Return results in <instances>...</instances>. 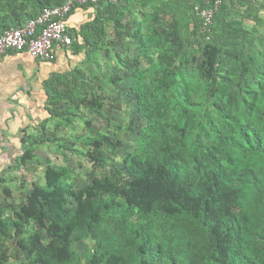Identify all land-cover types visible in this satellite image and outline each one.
<instances>
[{
	"label": "trees",
	"instance_id": "1",
	"mask_svg": "<svg viewBox=\"0 0 264 264\" xmlns=\"http://www.w3.org/2000/svg\"><path fill=\"white\" fill-rule=\"evenodd\" d=\"M185 1L199 23L198 69L207 85L197 86L199 95L192 96L189 84H179L182 63L174 60L156 71L151 84L144 81L139 60L137 67L128 66L144 124L134 148L123 156V166L104 181L96 179L76 203L60 172L48 170L45 187L31 190L12 217L0 216V237L13 236L17 256L24 254L29 264H264V50L256 48L252 33L229 12L226 0L214 18L211 41L194 4ZM65 2L47 1L23 23L1 24L0 37ZM197 3L205 7V0ZM101 12L81 28L91 47L90 64L99 42L86 34L93 30L101 38L108 24L122 27L119 14L103 18ZM133 37L147 47L138 30ZM153 40L183 50L177 21L155 30ZM225 55L237 67L223 75L219 68ZM75 71L76 78L81 72ZM94 105L104 106L99 100L88 103ZM52 117L50 109L39 132ZM104 140L93 142L99 154L104 144L120 145ZM21 141L22 159H29L25 138ZM91 155L104 163L102 156ZM30 222L38 230L26 239L24 228ZM90 240L94 245L83 256L78 246ZM1 257L0 264L8 261L5 253Z\"/></svg>",
	"mask_w": 264,
	"mask_h": 264
},
{
	"label": "rangeland",
	"instance_id": "2",
	"mask_svg": "<svg viewBox=\"0 0 264 264\" xmlns=\"http://www.w3.org/2000/svg\"><path fill=\"white\" fill-rule=\"evenodd\" d=\"M225 3L229 12L241 17L238 19L243 20L244 27L252 33L254 45L262 52L264 0H226ZM104 12L112 18L119 14L122 27L117 29L110 23L106 27L107 35L97 37L99 50L92 53L91 64L84 63L78 68L80 75L73 77L61 98L51 104L53 117L45 123L44 133L36 130L24 136L25 147L31 152L29 159L23 160L21 152L13 158L14 166L10 164L1 169L0 177L4 181H0V216L12 217L31 190L36 186L45 187L48 170L60 172L61 181L73 189L72 201L76 203L87 196L96 179L104 181L123 166V156L134 148L137 132L144 124L130 89L133 81L129 67H137L136 60L146 71L144 81L149 84L156 71L169 67V60H174L175 64L182 63L179 84H189L192 96L199 95L195 92L197 86L207 85L198 69V60H201L196 51L199 23L185 0H116L105 4ZM174 21L180 26L183 52L171 43L159 45L156 40L152 41L155 30L168 28ZM135 30L148 43L145 49L133 37ZM165 55L168 57L164 58ZM223 61L219 72L233 73L237 65L232 66L233 61L226 55ZM116 70L120 72L118 76ZM111 77L117 82L113 83ZM95 100L104 106L88 107V103ZM97 138L103 141L109 138L120 145L113 148L104 144L99 154L93 146ZM91 154L97 158L102 156L104 163L93 159ZM37 230V225L30 222L24 228L25 238ZM93 245L90 240L78 246V250L85 256ZM2 253L8 256L4 264H29L24 254L17 256L13 236L0 237V260Z\"/></svg>",
	"mask_w": 264,
	"mask_h": 264
},
{
	"label": "crops",
	"instance_id": "3",
	"mask_svg": "<svg viewBox=\"0 0 264 264\" xmlns=\"http://www.w3.org/2000/svg\"><path fill=\"white\" fill-rule=\"evenodd\" d=\"M47 1L57 0H0V7H4L0 10V25L23 23ZM99 10L103 18L107 17L104 5L80 4L73 10L67 19L72 43L57 47L55 61H41L27 52H9L0 60V171L16 161L15 155L23 151L21 140L50 118L51 104L61 98L66 84L75 78V70L87 63L91 47L81 35V28L93 21ZM93 34V30L86 34L91 42L97 38Z\"/></svg>",
	"mask_w": 264,
	"mask_h": 264
},
{
	"label": "built area",
	"instance_id": "4",
	"mask_svg": "<svg viewBox=\"0 0 264 264\" xmlns=\"http://www.w3.org/2000/svg\"><path fill=\"white\" fill-rule=\"evenodd\" d=\"M116 0H66L65 4L42 10L40 15L17 27L6 30L0 37V60L9 52H27L33 58L52 62L56 59L58 46H69L72 43L68 31L67 17L77 5H101ZM189 0L194 4V10L204 28L206 40H212L214 18L223 0H205V7Z\"/></svg>",
	"mask_w": 264,
	"mask_h": 264
}]
</instances>
